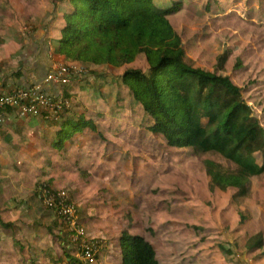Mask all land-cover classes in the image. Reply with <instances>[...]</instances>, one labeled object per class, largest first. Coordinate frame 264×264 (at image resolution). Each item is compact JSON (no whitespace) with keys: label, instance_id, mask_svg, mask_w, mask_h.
<instances>
[{"label":"rangeland","instance_id":"374dc122","mask_svg":"<svg viewBox=\"0 0 264 264\" xmlns=\"http://www.w3.org/2000/svg\"><path fill=\"white\" fill-rule=\"evenodd\" d=\"M173 1L163 0L166 6ZM178 1L183 8L169 20L181 36L184 62L229 77L264 127L263 11L250 3L227 8L223 0ZM58 2L0 0V43L9 33L19 44V36L46 32L54 20L48 16L73 8L69 0L59 8ZM206 2L209 10L204 11ZM253 18L262 21L260 29L253 27ZM64 25L62 17L55 27L61 30ZM60 34L53 42L51 69L66 67L72 77L55 93L58 116L47 110L39 114V121L48 140L51 126L73 114L93 121L96 130L68 137L58 152L42 144V156L34 158L43 160L27 168L26 176L15 177L11 170L7 179L0 169V234L6 232L0 239V264H22L19 246L27 243L22 233L12 230L17 222L28 226V221L46 225L52 239L63 241L65 255L78 260L79 245L68 240V227L39 194L44 186L57 201L61 195L68 199L86 236L100 242L96 264H121L118 241L124 232L142 235L160 264H264V172L242 173L250 180L248 195H237L234 188L212 190L203 159L234 173L238 169L213 154L200 157L192 148L171 147L151 131L150 118L122 82L126 71L148 69L145 56L139 54L121 66L84 63L58 52ZM257 238L262 239V248L250 249Z\"/></svg>","mask_w":264,"mask_h":264},{"label":"trees","instance_id":"16d2710c","mask_svg":"<svg viewBox=\"0 0 264 264\" xmlns=\"http://www.w3.org/2000/svg\"><path fill=\"white\" fill-rule=\"evenodd\" d=\"M73 8L64 14L58 52L84 63L121 66L143 54L146 71L129 70L122 82L150 118L152 132L167 145L192 148L202 157L213 154L230 161L238 171L203 159L212 190L233 187L248 195L250 180L243 172H264V127L229 77L184 62L179 34L167 19V11L153 0H69ZM93 121L64 118L55 131L58 147L71 131ZM100 134V131H98ZM261 154V159L258 155ZM262 239L250 243L261 247ZM121 264H160L153 246L141 235L124 232L120 239ZM71 262L79 261L67 256Z\"/></svg>","mask_w":264,"mask_h":264},{"label":"crops","instance_id":"0c3cea01","mask_svg":"<svg viewBox=\"0 0 264 264\" xmlns=\"http://www.w3.org/2000/svg\"><path fill=\"white\" fill-rule=\"evenodd\" d=\"M225 7L227 8H240L244 5L253 4L256 6L257 11L264 13V0H223ZM154 4L167 11V19L169 20V16L176 14L180 8H183L178 0H175L170 3V5H164L163 0H153ZM65 3V0H59L58 8L61 7ZM57 6V5H54ZM204 11L209 10V5L206 2L204 6ZM47 13V10H45ZM43 13V16H46V13ZM50 14V13H49ZM51 15V14H50ZM56 16V18H55ZM41 17V16H40ZM54 20L51 22L50 27L46 29V32H41L40 35L36 37V35L31 34L26 39H19L21 42L16 43L15 34L9 33L5 36V40L0 43V92L5 91L7 89H11L14 87H29L33 84L40 82L46 73L51 69L53 63V56L56 55L53 42L55 38H57L58 32L55 27V24L64 17V14L51 15L48 16V19ZM264 17V16H262ZM253 27L255 29H260L261 22H258L255 18L252 19ZM170 22V20H169ZM61 35V34H60ZM40 36V37H39ZM180 36V35H179ZM4 38V37H3ZM181 38V36H180ZM60 39V37H59ZM57 39V40H59ZM23 40V41H22ZM182 41V39H181ZM183 46V42H182ZM184 49V46H183ZM184 57H185V49H184ZM59 85H47L45 89L56 95L58 92ZM83 117L87 120L83 115H74L67 116L74 120L79 117ZM42 115L31 116V117H18L13 111L9 112V115L3 125L0 126V169H4L2 172L7 174V179H11V170L15 171L14 175L19 173L26 176L27 168H31L40 165L42 162L41 159H35V155L43 154L42 144L46 147H51L57 152L62 150L63 147H66L65 140L68 137L76 136L80 134V132H85V135L92 134V131L87 132V129H81L77 131H71L72 133L64 140V146L58 147L59 139L56 137L55 131L61 126L64 121V117L60 123H55L51 126L50 136L51 139L48 140L45 136V132L43 129V122L39 121V118ZM37 118V119H34ZM41 120H43L41 118ZM44 121V120H43ZM45 150V149H44ZM73 152H76L75 150ZM1 173V171H0ZM4 174V173H3ZM4 174V175H5ZM44 174V172H43ZM1 175V174H0ZM21 176V175H20ZM4 177V176H3ZM21 178V177H20ZM19 178V180H20ZM3 179V178H2ZM6 179V177H5ZM210 183V182H209ZM233 188V187H228ZM228 188L217 189L224 191ZM250 188V186H249ZM236 189V188H234ZM237 190V189H236ZM249 193V192H248ZM18 225H14L12 232L22 233V240L27 243L25 247L19 246L21 249V257L19 258L22 264H60L62 259V263H69V258L64 253V245L63 241H59L56 237L52 239L51 234H49L48 227L46 225L39 224L35 221V223L29 224L28 226L17 222ZM8 223H4V228L7 227ZM54 228L52 229V231ZM106 231H112L111 227H108ZM9 231V233H12ZM6 232L0 234V239L6 238ZM8 234V233H7ZM139 235V234H138ZM16 236H20L17 234ZM49 236V237H48ZM142 236V235H141ZM21 238V237H20ZM49 238V239H48ZM121 239V238H120ZM120 239L118 241L120 246ZM31 241L33 243H31ZM34 244V245H33ZM41 246L39 249L38 247ZM42 246L47 247V251L41 250ZM263 246V244H262ZM261 247H255V249H261ZM46 248V249H47ZM41 249V250H40ZM255 250L254 248H252ZM54 252V253H52ZM66 256V257H65ZM105 256V255H104ZM100 260V258H99Z\"/></svg>","mask_w":264,"mask_h":264},{"label":"built area","instance_id":"2783aa9c","mask_svg":"<svg viewBox=\"0 0 264 264\" xmlns=\"http://www.w3.org/2000/svg\"><path fill=\"white\" fill-rule=\"evenodd\" d=\"M70 77L72 76L66 67L52 68L40 82L32 86L15 87L1 91L0 126L5 123L10 111H13L17 116L24 117L29 115L37 116L50 110V115L53 116L57 113L60 106L56 96L48 92L45 86L65 83ZM55 116L58 115L53 117ZM44 187L40 189L39 194L43 193L47 205H53L61 221L68 227L70 231L69 236L67 235L69 237L68 240L79 245V254L77 255L79 262L76 264H96L101 247L100 242L97 239H90L86 236L85 229L78 223L68 199L61 195L62 197L57 201L58 198L53 193H50L48 189H44Z\"/></svg>","mask_w":264,"mask_h":264}]
</instances>
